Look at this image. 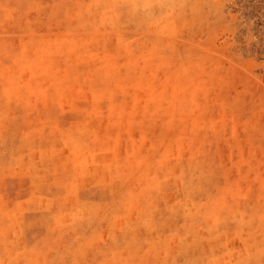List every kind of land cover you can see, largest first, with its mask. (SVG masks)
Masks as SVG:
<instances>
[{"label": "rangeland", "instance_id": "374dc122", "mask_svg": "<svg viewBox=\"0 0 264 264\" xmlns=\"http://www.w3.org/2000/svg\"><path fill=\"white\" fill-rule=\"evenodd\" d=\"M0 264H264V0H0Z\"/></svg>", "mask_w": 264, "mask_h": 264}]
</instances>
